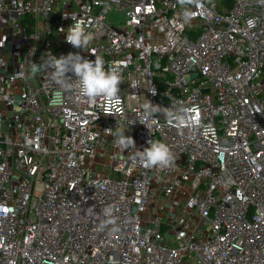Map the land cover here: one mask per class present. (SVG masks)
I'll return each mask as SVG.
<instances>
[{
  "label": "built area",
  "instance_id": "built-area-1",
  "mask_svg": "<svg viewBox=\"0 0 264 264\" xmlns=\"http://www.w3.org/2000/svg\"><path fill=\"white\" fill-rule=\"evenodd\" d=\"M49 51L102 59L117 98L33 75ZM0 264H264V3L0 0Z\"/></svg>",
  "mask_w": 264,
  "mask_h": 264
},
{
  "label": "clouds",
  "instance_id": "clouds-1",
  "mask_svg": "<svg viewBox=\"0 0 264 264\" xmlns=\"http://www.w3.org/2000/svg\"><path fill=\"white\" fill-rule=\"evenodd\" d=\"M192 2L193 0H181V3ZM260 3H264V0H260ZM184 16L188 19L191 17V13L186 10ZM65 39L73 48L84 49L91 42L93 36L80 23H75L68 27ZM44 57L39 65L33 63L30 66L33 75L40 70H50L52 78L62 89L76 87L83 97L93 102L98 97L117 98L120 92L119 86L122 83V76L113 68L106 70L102 59L98 57L94 61L85 59L78 52H69L67 55L57 57L50 51L46 52ZM69 73L75 76L74 80L68 75ZM144 107L146 112L149 113H156L161 110L160 105H155L149 100ZM166 114L169 119H175L181 124L185 123L187 119V111L183 109L175 113L169 111ZM140 123L146 125L149 129L147 123L142 121ZM114 142L115 146L122 151H126L129 148L135 149L139 163L146 169L158 168L163 171L174 164L173 152L162 140L150 139L147 142L149 146L142 151L137 150L134 139L131 136H126L125 132L117 133L114 137ZM112 213V207L103 209V214L106 217H110ZM103 227L104 225H101V228Z\"/></svg>",
  "mask_w": 264,
  "mask_h": 264
},
{
  "label": "trees",
  "instance_id": "trees-1",
  "mask_svg": "<svg viewBox=\"0 0 264 264\" xmlns=\"http://www.w3.org/2000/svg\"><path fill=\"white\" fill-rule=\"evenodd\" d=\"M233 0H220L221 4L229 6Z\"/></svg>",
  "mask_w": 264,
  "mask_h": 264
},
{
  "label": "rangeland",
  "instance_id": "rangeland-1",
  "mask_svg": "<svg viewBox=\"0 0 264 264\" xmlns=\"http://www.w3.org/2000/svg\"><path fill=\"white\" fill-rule=\"evenodd\" d=\"M110 16H113V14H110ZM116 18H119V15H117Z\"/></svg>",
  "mask_w": 264,
  "mask_h": 264
}]
</instances>
